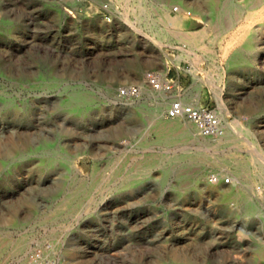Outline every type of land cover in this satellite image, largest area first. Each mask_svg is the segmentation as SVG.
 <instances>
[{
  "label": "rangeland",
  "instance_id": "1",
  "mask_svg": "<svg viewBox=\"0 0 264 264\" xmlns=\"http://www.w3.org/2000/svg\"><path fill=\"white\" fill-rule=\"evenodd\" d=\"M0 264H264V0H0Z\"/></svg>",
  "mask_w": 264,
  "mask_h": 264
},
{
  "label": "built area",
  "instance_id": "2",
  "mask_svg": "<svg viewBox=\"0 0 264 264\" xmlns=\"http://www.w3.org/2000/svg\"><path fill=\"white\" fill-rule=\"evenodd\" d=\"M176 10V7H173ZM189 15V11H185ZM142 86L147 87L153 93H180L182 87L172 80L161 76L158 71H145L140 83L120 86L116 89V96L122 100H133L141 96ZM164 117L168 119L183 118L192 123L195 130L203 137H220L223 134V124L215 111L197 100L187 102L180 98L171 99L164 109ZM207 182L211 184L230 183L229 176H218L211 173L207 176ZM37 257L36 254L32 255Z\"/></svg>",
  "mask_w": 264,
  "mask_h": 264
},
{
  "label": "crops",
  "instance_id": "3",
  "mask_svg": "<svg viewBox=\"0 0 264 264\" xmlns=\"http://www.w3.org/2000/svg\"><path fill=\"white\" fill-rule=\"evenodd\" d=\"M180 68H177L176 66H166L163 69H160L158 72L161 74L162 77L172 80L176 84H181L182 82V73ZM185 88V87H184ZM193 100V99H192ZM191 101V100H190ZM186 102V101H183Z\"/></svg>",
  "mask_w": 264,
  "mask_h": 264
},
{
  "label": "bare ground",
  "instance_id": "4",
  "mask_svg": "<svg viewBox=\"0 0 264 264\" xmlns=\"http://www.w3.org/2000/svg\"><path fill=\"white\" fill-rule=\"evenodd\" d=\"M177 1H179V0H177ZM164 15H166V14H164ZM166 18H168V17H166ZM176 18V17H175ZM163 20H164V18H163ZM176 20H177V18H176ZM168 21V20H167ZM173 21H175V19L173 20ZM165 22V21H164ZM169 23H171V22H169ZM177 24L175 23V26H176ZM174 27V26H173ZM196 35V34H195ZM182 37V36H181ZM196 37V36H195ZM184 38V37H183ZM191 38H192V36H191ZM185 39V38H184ZM197 38H193V39H190L191 41H194V40H196ZM168 67V66H167ZM178 68V67H177ZM147 94H151V97L150 98H152V97H155L156 95L154 94V93H152V92H149L147 89H145L144 90ZM174 95V94H173ZM162 96H165V94H162ZM171 96V95H170ZM175 98H180V97H178L177 95H176V97ZM181 99V98H180ZM181 101H183L182 99H181ZM156 104H158L156 101H155V98H154V101H153V108H156ZM159 105H161V104H159ZM177 126L178 125H176V126H173L172 124L170 125V124H167V123H165V122H162V123H160L159 125H158V128L159 129H172V128H177ZM224 126L226 127V125H225V123H224ZM192 127L193 126H191V125H187L186 126V128H184L183 129V131L184 132H186V133H189L190 131H191V129H192ZM220 137H223V136H220ZM220 137H217V138H220Z\"/></svg>",
  "mask_w": 264,
  "mask_h": 264
}]
</instances>
